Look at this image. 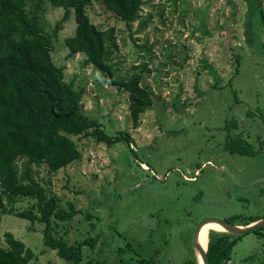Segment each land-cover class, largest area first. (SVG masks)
Listing matches in <instances>:
<instances>
[{"label": "rangeland", "instance_id": "obj_1", "mask_svg": "<svg viewBox=\"0 0 264 264\" xmlns=\"http://www.w3.org/2000/svg\"><path fill=\"white\" fill-rule=\"evenodd\" d=\"M144 2L142 19L148 22L142 31L139 21L129 29L102 0L87 7L95 24L115 28L120 49L113 57L121 71L133 73L144 63L152 70L144 80L161 97L137 128L129 91L87 64L85 53H69L65 39L77 25L73 10L54 39V62L65 67L67 81L86 90L85 114L107 133L129 131L134 139L110 144L92 135L73 136L82 152L79 160L56 172L45 163L32 165L61 207L73 203L78 210L72 220L54 224L53 233L69 244L97 239L95 248L84 246L80 264H137L150 256L158 264H183L196 256L193 237L201 220L238 214L264 218L260 0ZM65 13L46 2V31L53 33ZM147 41L152 59L142 48ZM237 54L242 56L236 73ZM181 88L187 107L177 110L172 102ZM229 134L242 135L257 153H231ZM35 204V198L21 197L14 208L24 211ZM0 217L2 245L7 246L5 233L12 232L34 251L29 264H69L44 244L43 224L1 210ZM227 264H264V233L243 234Z\"/></svg>", "mask_w": 264, "mask_h": 264}, {"label": "trees", "instance_id": "obj_2", "mask_svg": "<svg viewBox=\"0 0 264 264\" xmlns=\"http://www.w3.org/2000/svg\"><path fill=\"white\" fill-rule=\"evenodd\" d=\"M92 1L0 0V210L30 220L31 224H43L44 244L56 250L69 264H80L84 258V246L95 248L97 239L88 237L69 244L53 233L54 224L72 220L78 210L73 203L61 207L59 198L49 195L34 176L32 165L45 163L50 171L56 172L79 160L82 152L73 136L92 135L98 142L110 144L134 141L129 131L111 135L99 120L87 116L82 105L85 88L67 81L65 67L54 62V39L69 12L73 10L77 23L74 34L65 39L69 53H85L87 64L108 76L115 86L129 91V112L135 128L140 126L144 113L161 97L144 80V73L152 72L147 63L142 64L140 70L127 74L114 62L113 56L120 49L115 28L103 29L92 21L87 9ZM102 1L129 29H133L136 21L140 22L138 31L146 28L148 21L142 19L144 0ZM46 2L66 11L53 33L46 31L43 25L42 12ZM258 4V18L264 25V0ZM148 43L142 48L152 59V47ZM241 56L235 55L236 73ZM210 69L215 72L212 67ZM182 91L181 88L172 102L177 110L187 107V102L181 98ZM263 143L264 138L260 145ZM226 147L231 153H257L255 145L242 135L229 134ZM21 197L35 198L36 204L24 211H16L14 205ZM260 218L249 219L238 214L228 220L248 224ZM263 230L264 227L254 232L262 234ZM242 236L211 230L210 263L227 264L232 260L234 248ZM5 241L6 247L2 245L0 234V264H29L35 256L34 251L12 232L5 233ZM137 264L158 263L154 256H150L139 258ZM183 264L199 263L195 256Z\"/></svg>", "mask_w": 264, "mask_h": 264}, {"label": "water", "instance_id": "obj_3", "mask_svg": "<svg viewBox=\"0 0 264 264\" xmlns=\"http://www.w3.org/2000/svg\"><path fill=\"white\" fill-rule=\"evenodd\" d=\"M210 222H215L221 226V229H214L217 231H226L232 234L243 235L249 232H252L256 229H260L264 227V218H260L248 224H237L232 223L228 219H221L216 217H208L201 220L195 229L194 237H193V248L195 250V254L197 257V261L199 264H211L208 256V247L209 241L206 248H202L199 242L200 234L203 227ZM200 254V256H199Z\"/></svg>", "mask_w": 264, "mask_h": 264}, {"label": "bare ground", "instance_id": "obj_4", "mask_svg": "<svg viewBox=\"0 0 264 264\" xmlns=\"http://www.w3.org/2000/svg\"><path fill=\"white\" fill-rule=\"evenodd\" d=\"M214 229H221V226L215 222H210L203 227L199 238V242L202 248H206L209 241L210 231Z\"/></svg>", "mask_w": 264, "mask_h": 264}]
</instances>
